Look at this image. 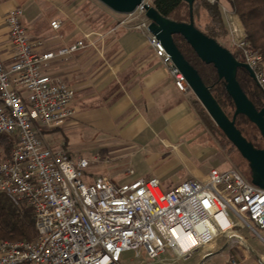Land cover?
I'll return each mask as SVG.
<instances>
[{"label": "built area", "instance_id": "1", "mask_svg": "<svg viewBox=\"0 0 264 264\" xmlns=\"http://www.w3.org/2000/svg\"><path fill=\"white\" fill-rule=\"evenodd\" d=\"M146 4L152 0H144L130 13L115 12L123 18L109 33L118 28L145 33L177 87L191 90L185 75L149 29ZM219 5L227 26L226 45L254 70L255 82L264 94L262 54L250 46L237 14L225 4ZM5 24L14 53L9 64L0 56V135L10 137L13 145L9 153L0 147V192L18 205L33 208L37 236L0 241V264H122L126 251L134 250L137 257L144 252L154 260L167 248L177 258L186 259L211 245L201 255L199 264H206L216 253L213 243L221 237L230 244L224 264H244L251 257L240 229L244 224L257 234L258 228L264 229L263 188L236 168L218 167L169 190L157 177L124 183L109 175L86 180V170L98 159L75 158L64 146L50 145L45 132L63 126L76 113L75 89L48 70L49 62L69 56L89 42L80 39L56 50H39L41 42L24 24L22 6L6 13ZM51 26L59 29L61 21L53 20ZM94 33L103 39L102 32ZM259 264H264V256Z\"/></svg>", "mask_w": 264, "mask_h": 264}, {"label": "crops", "instance_id": "2", "mask_svg": "<svg viewBox=\"0 0 264 264\" xmlns=\"http://www.w3.org/2000/svg\"><path fill=\"white\" fill-rule=\"evenodd\" d=\"M15 6H22L24 24L41 42L39 50H56L80 39L89 42L49 62L48 70L75 89L76 113L63 126L46 131L81 132L101 142L115 162L106 175L120 177V183L157 177L169 190L221 165L220 151L192 103L195 94L177 87L145 33L98 30L104 34L101 39L66 0H0V56L5 64L14 53L5 15ZM53 20L61 21L59 29L51 26ZM226 39L221 44L228 47Z\"/></svg>", "mask_w": 264, "mask_h": 264}, {"label": "trees", "instance_id": "3", "mask_svg": "<svg viewBox=\"0 0 264 264\" xmlns=\"http://www.w3.org/2000/svg\"><path fill=\"white\" fill-rule=\"evenodd\" d=\"M66 1L70 6L74 7L75 12L92 27V23H94L92 22V14L88 11L86 12L83 8H79L78 2H75V0ZM221 1L222 0H218L216 3H209L205 0H195L193 5L194 18L199 7H203L207 13L205 27L202 29L196 24L195 25L206 35L217 41H219V37L227 36V26L219 5ZM225 1L229 3L232 10L241 21L246 33V39L250 46L257 49L262 54L264 67V0ZM152 4L165 17L178 22H189L191 19L192 14L190 5L184 0H152ZM93 27L96 28V24ZM174 40L186 59L198 70L203 81L211 89L213 95L225 112L232 117L235 112V103L226 89L225 81L219 77L216 67L211 63L208 64L203 62L194 48L181 34H174ZM232 52L238 60H243L236 50H232ZM237 79L255 106L261 109L264 106V94L245 68L238 69ZM192 103L204 126L218 139L220 138L219 141L221 145L223 147L229 146V149H235L236 147L211 118L202 103L196 97L192 100ZM242 122L251 121L244 114H238L236 117V125L246 136L241 127ZM250 141L257 147H264L260 142H256L255 138ZM12 145L13 140L10 137L0 135V147L5 149V153H9ZM36 236L37 230L33 208L26 203L18 205L6 194L0 192V241L33 240Z\"/></svg>", "mask_w": 264, "mask_h": 264}, {"label": "water", "instance_id": "4", "mask_svg": "<svg viewBox=\"0 0 264 264\" xmlns=\"http://www.w3.org/2000/svg\"><path fill=\"white\" fill-rule=\"evenodd\" d=\"M117 13L133 12L144 0H99ZM190 5L189 22H178L162 15L153 4H146V15L151 20L149 29L162 42L175 65L185 75L190 89L205 107L211 118L249 162L251 181L264 189V147H257L236 125L238 114H244L258 128L264 140V106L258 109L237 79L239 68H245L250 77L256 80L254 70L238 60L233 52L216 39L206 35L196 25L193 17L195 0H184ZM174 34H181L194 48L200 59L213 64L219 77L226 83V89L235 103V112L230 117L205 84L198 70L186 59L174 40Z\"/></svg>", "mask_w": 264, "mask_h": 264}, {"label": "rangeland", "instance_id": "5", "mask_svg": "<svg viewBox=\"0 0 264 264\" xmlns=\"http://www.w3.org/2000/svg\"><path fill=\"white\" fill-rule=\"evenodd\" d=\"M74 2V1H73ZM78 2L79 8H83L86 12H90L92 14V22L96 24V28L93 27L95 24L92 23V30H104L109 32L111 28H113L119 22V19L123 17L115 14L114 11L106 7L99 0H75ZM220 3L225 4L229 8L231 6L225 0H222ZM107 8V9H106ZM232 9V8H231ZM108 10V11H106ZM80 18H82L80 16ZM207 20V13L203 7H199L198 12L195 15L194 21L197 26L200 28L205 27V22ZM223 36L219 37V42L224 41ZM223 45V44H222ZM225 46V45H224ZM235 50L234 48H231ZM231 50V51H232ZM241 127L244 130V133L250 140H254L256 142H260L264 146V140L256 127L251 122H242ZM206 128V127H205ZM206 132L208 133L210 139L214 144L218 147L220 151L221 157V165L218 167L219 169H228V168H236L238 169L247 179L251 180V170L249 166V162L243 158L240 152L235 149H229V146L223 147L219 141V139L211 133L209 129L206 128ZM45 138L47 141L55 147H66L64 144L67 143L73 151V155L75 158L85 157L91 160L95 158L98 159V162L92 163L88 169L86 170L85 179L93 180L96 176L106 175L109 173V167L115 163L111 158L109 153V149L102 145L98 140H93V138H88L83 135L81 132H68L65 130H60L54 132L46 131ZM66 144V145H67ZM113 156V155H112ZM114 180L117 183H120V177H114ZM241 233L247 240L249 248L251 250V257L244 261V264H259V260L262 256H264V229H259V234L253 232L247 225H243L240 229ZM215 246L214 252H216L211 257L205 260L206 264H224L226 257L230 251V244L227 243V239L225 237L219 238L216 243H213ZM211 245L206 247H201L200 249L193 252V254L188 258H177L175 253L170 248H167L164 253H162L159 257L154 260H149V258L144 254L142 250V255L137 257L134 250L126 251L122 255L121 262L122 264H199L203 260L201 259V255L209 250ZM241 256L244 255L240 252Z\"/></svg>", "mask_w": 264, "mask_h": 264}, {"label": "bare ground", "instance_id": "6", "mask_svg": "<svg viewBox=\"0 0 264 264\" xmlns=\"http://www.w3.org/2000/svg\"><path fill=\"white\" fill-rule=\"evenodd\" d=\"M178 239L181 240V235H178ZM187 240L190 241V240H193V239L189 238V239H187Z\"/></svg>", "mask_w": 264, "mask_h": 264}]
</instances>
